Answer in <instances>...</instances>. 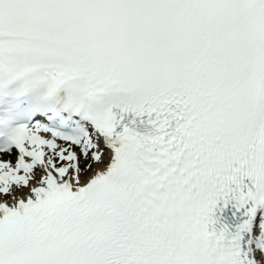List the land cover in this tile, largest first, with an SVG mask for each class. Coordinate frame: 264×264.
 <instances>
[{
    "label": "snow or ice",
    "instance_id": "1",
    "mask_svg": "<svg viewBox=\"0 0 264 264\" xmlns=\"http://www.w3.org/2000/svg\"><path fill=\"white\" fill-rule=\"evenodd\" d=\"M0 264H264V0H0Z\"/></svg>",
    "mask_w": 264,
    "mask_h": 264
}]
</instances>
